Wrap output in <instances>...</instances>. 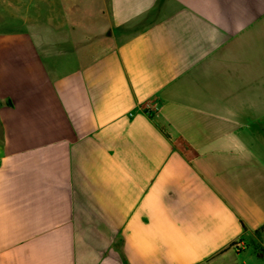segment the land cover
<instances>
[{"label": "crops", "instance_id": "1", "mask_svg": "<svg viewBox=\"0 0 264 264\" xmlns=\"http://www.w3.org/2000/svg\"><path fill=\"white\" fill-rule=\"evenodd\" d=\"M1 1L0 264H264V0Z\"/></svg>", "mask_w": 264, "mask_h": 264}, {"label": "rangeland", "instance_id": "2", "mask_svg": "<svg viewBox=\"0 0 264 264\" xmlns=\"http://www.w3.org/2000/svg\"><path fill=\"white\" fill-rule=\"evenodd\" d=\"M16 4L12 3L9 4L6 1L2 2L0 0V18L3 16L4 18L0 19V24L7 25V26H15L17 23V18L14 16H11L12 14H15V8Z\"/></svg>", "mask_w": 264, "mask_h": 264}, {"label": "built area", "instance_id": "3", "mask_svg": "<svg viewBox=\"0 0 264 264\" xmlns=\"http://www.w3.org/2000/svg\"><path fill=\"white\" fill-rule=\"evenodd\" d=\"M155 109H156V108H155V106H154L153 109H150L149 111H146L145 113H146L148 116H150V115H152V112H154Z\"/></svg>", "mask_w": 264, "mask_h": 264}]
</instances>
